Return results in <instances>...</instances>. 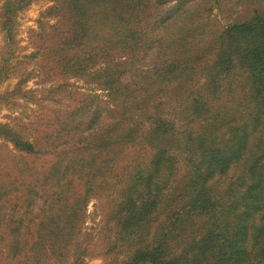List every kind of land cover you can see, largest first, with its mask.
<instances>
[{
    "label": "trees",
    "instance_id": "trees-1",
    "mask_svg": "<svg viewBox=\"0 0 264 264\" xmlns=\"http://www.w3.org/2000/svg\"><path fill=\"white\" fill-rule=\"evenodd\" d=\"M63 1L74 21L69 43L96 44L97 59L119 55L99 74L112 109L85 127L60 126L73 139L68 151H89L45 173L44 185L57 191L38 205L24 260L67 252L91 193L105 184L96 243L105 264H264V10L201 48L196 29L166 33L179 17L162 26L169 13L157 10L174 2L183 11L195 0ZM0 133L38 152L18 131Z\"/></svg>",
    "mask_w": 264,
    "mask_h": 264
},
{
    "label": "rangeland",
    "instance_id": "rangeland-1",
    "mask_svg": "<svg viewBox=\"0 0 264 264\" xmlns=\"http://www.w3.org/2000/svg\"><path fill=\"white\" fill-rule=\"evenodd\" d=\"M56 4L58 8L49 11ZM174 6L173 2L157 8L159 15L169 13L162 26L179 17L165 32L174 33L179 27L196 29L200 38L204 37L203 48L209 45L211 35L264 10V0H195L183 11ZM186 11L189 15L180 20ZM73 23L63 0H0V126L18 131L38 147L34 155L22 152L0 133V264H33L24 256L31 254L42 218L35 216L41 214L38 205L57 191L44 185L45 173L59 160L66 166L72 158H86L89 150L79 154L68 151L67 142L73 139L65 136L60 126L85 127L93 117L112 109L109 90L99 74L111 68L119 55L111 52L97 59L93 57L97 45L83 39L73 46L69 43ZM60 49L64 51L59 53ZM131 67L136 68L133 64L127 67L129 75ZM142 81L137 80L139 87L144 85ZM155 92L153 87L151 94L157 96ZM63 150L66 156L61 155ZM72 177L77 184L78 176ZM81 186L75 187L73 199ZM107 194L105 184L91 193L83 219L70 234L67 252L45 257L39 264L108 261L101 253L102 246L96 244ZM32 198H37L36 205H29Z\"/></svg>",
    "mask_w": 264,
    "mask_h": 264
}]
</instances>
